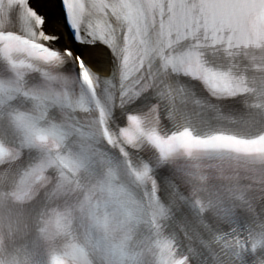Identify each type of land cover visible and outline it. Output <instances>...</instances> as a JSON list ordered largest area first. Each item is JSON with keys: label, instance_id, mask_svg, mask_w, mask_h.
<instances>
[{"label": "snow or ice", "instance_id": "1", "mask_svg": "<svg viewBox=\"0 0 264 264\" xmlns=\"http://www.w3.org/2000/svg\"><path fill=\"white\" fill-rule=\"evenodd\" d=\"M261 48L264 0H0V112L44 154L11 195L30 196L28 178L45 173L58 176L62 191L86 171L95 179L82 210L142 226L163 264H192L199 248L213 264H264V169L241 167L248 157L264 160ZM149 92L164 103L128 110ZM20 99L30 107L17 108ZM236 99L242 119L222 110L221 102ZM22 147L0 143V169L20 159ZM164 166L172 170L167 203L156 172ZM184 209L191 219L181 221ZM70 216L58 215L65 231ZM69 259L84 264L86 249L71 245L50 264Z\"/></svg>", "mask_w": 264, "mask_h": 264}, {"label": "clouds", "instance_id": "2", "mask_svg": "<svg viewBox=\"0 0 264 264\" xmlns=\"http://www.w3.org/2000/svg\"><path fill=\"white\" fill-rule=\"evenodd\" d=\"M257 58L264 59V48ZM257 166L264 169V160L248 157L241 163L248 171ZM74 175L78 184L62 191L57 189L58 176L45 173L40 178L29 177L31 194L23 198L11 195L16 191V183L24 178L23 172L10 186L0 183V264H50L54 253L68 251L71 245L86 249L84 264H163V254L147 238L142 226L130 227L115 217L106 218L102 211L82 210L89 195L87 188L95 177L86 171ZM239 194L238 191L236 195ZM38 198L42 203L36 207ZM66 212L71 213L70 231L58 224V215ZM43 228L47 233H41ZM48 234L55 238L45 239ZM66 264L82 262L69 259Z\"/></svg>", "mask_w": 264, "mask_h": 264}, {"label": "bare ground", "instance_id": "3", "mask_svg": "<svg viewBox=\"0 0 264 264\" xmlns=\"http://www.w3.org/2000/svg\"><path fill=\"white\" fill-rule=\"evenodd\" d=\"M83 50V49H82Z\"/></svg>", "mask_w": 264, "mask_h": 264}]
</instances>
